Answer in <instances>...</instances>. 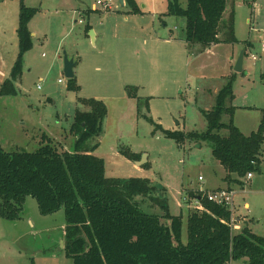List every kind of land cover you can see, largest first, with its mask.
I'll return each instance as SVG.
<instances>
[{
	"label": "rangeland",
	"instance_id": "rangeland-1",
	"mask_svg": "<svg viewBox=\"0 0 264 264\" xmlns=\"http://www.w3.org/2000/svg\"><path fill=\"white\" fill-rule=\"evenodd\" d=\"M20 1L0 0V86L9 77L18 53ZM100 1L104 0H22L37 8L28 22L32 46L23 55L22 73L15 82L17 94L0 97V146L8 152L34 151L45 135L60 150L71 151L75 109H86L77 98L103 100L107 114L102 132L89 138L85 146L90 149L97 144L91 153L103 159L106 177L148 179L155 187L152 195L161 193L169 213L182 216L181 240L185 243L187 215L194 210L187 192L226 187L225 170L212 156L208 141L185 139L177 144L164 131H205L203 111L215 105L216 94L230 78L234 98L227 99L226 106H234L233 123L244 134L257 129L264 108V54L260 50L264 0L228 4L233 9L235 41L221 42L198 57L193 51L190 55L189 47L182 43L162 47L152 41L168 36L169 30L174 37L183 32V18L162 15L166 0H135L144 15L128 17V21L122 20L118 0L111 1V20L105 18ZM180 2L185 6L186 0ZM86 25L104 33V41L98 38L95 42L91 29L85 31ZM244 48L242 71L236 72L234 65ZM64 50L77 62L73 68L77 92L67 89ZM175 50L172 61L167 56ZM127 87H136L132 103L125 99ZM229 117L224 113L222 121L228 122ZM123 148L140 155L143 165L123 156ZM251 175V180L244 178L242 188L231 185L235 192L232 214L244 219L234 218L239 225L247 221L252 232L264 235V145L259 170ZM135 200L145 212L163 213L146 197ZM245 202L248 208L243 206ZM21 215L16 221L0 218V264H72L59 244L65 224L62 209L42 215L36 200L28 196ZM231 264L247 263L236 260Z\"/></svg>",
	"mask_w": 264,
	"mask_h": 264
},
{
	"label": "trees",
	"instance_id": "trees-1",
	"mask_svg": "<svg viewBox=\"0 0 264 264\" xmlns=\"http://www.w3.org/2000/svg\"><path fill=\"white\" fill-rule=\"evenodd\" d=\"M126 13H141L135 0H124ZM226 0H166L165 16L184 19L182 39L190 50L204 49L220 41H235L233 12L223 19ZM37 8L20 1L18 53L9 77L0 86V97L17 94L15 82L23 67V55L32 46L28 22ZM164 22V19H162ZM85 27V31L89 30ZM249 47V43L246 44ZM245 54V48L244 53ZM232 78L216 94L215 105L203 111L206 130L180 132L165 130L177 144L185 139L204 140L211 154L225 170L228 186L242 187L248 173L259 170L264 145V108L257 129L244 134L233 123ZM67 89L77 92L75 76L67 80ZM126 95L136 98V87H127ZM85 110L75 109L70 133L75 136L73 150L64 151L43 135L34 151L3 150L0 146V218L16 221L22 218L26 197L36 200L42 215L63 210L64 255L72 264H230L245 260L247 264H264V236L247 226L240 231L229 227L231 211L208 201L201 191H188L198 197L202 210L187 215L186 242L181 240L182 216L168 211L165 199L152 195L155 187L139 177H106L104 161L91 153L85 142L102 132L107 114L106 104L93 97L77 98ZM229 114L228 122L222 121ZM126 158L136 162L140 155L128 148L120 149ZM145 165V164H144ZM135 197H146L163 211L161 215L143 211ZM32 264V263H31Z\"/></svg>",
	"mask_w": 264,
	"mask_h": 264
},
{
	"label": "crops",
	"instance_id": "crops-1",
	"mask_svg": "<svg viewBox=\"0 0 264 264\" xmlns=\"http://www.w3.org/2000/svg\"><path fill=\"white\" fill-rule=\"evenodd\" d=\"M232 2H233V0H231V4L228 2V0H226V8H225V11H224V14H223V19L224 20H227V18H228V16H229V13L230 12H233V9H228V4L229 5H232ZM123 6H122V8H123V10L124 9H126L127 10V7L125 6V2H124V0H123ZM94 7V6H93ZM110 9H111V7H110ZM108 10V11H106V15H104L105 16V18L106 19H113V16H111L112 15V13H110L112 10ZM94 10H96V8L94 9ZM121 11L120 13H122V20L123 21H128V17H138V16H141V17H143V13H140V14H130V13H126V11ZM230 10V11H229ZM92 11V10H91ZM102 12H105V11H102ZM227 12V13H226ZM226 13V14H225ZM160 19V18H159ZM248 21V20H247ZM86 26H89V25H86ZM162 27H165L166 26V22H165V20H164V22H162V25H161ZM90 28H89V30H90V33H91V35H92V38H93V40L96 42V40L98 39V38H100V41H104V33H96L95 32V30H94V28L93 27H91V26H89ZM111 30L112 29H110V32H111ZM169 35L168 36H159V37H157V38H155V40H152V41H156L158 44H161L162 45V47H166V46H173V45H176L175 43H177V44H179V43H182V45L184 46V45H186V43L184 42V40L182 39V34L180 35V37H174L171 33V31L169 30ZM109 33V31H107V36L108 35H110V34H108ZM218 37H219V39H220V41L219 42H217V43H213V44H211L210 46H208V47H206V48H204V49H201L199 46H197V47H195L193 50H189L190 51V55H192L193 54V52H194V54H195V56L196 57H198L199 55H201L202 53H210L211 51H213V49H215L216 47H219V45H220V43L221 42H224V43H226L225 41H222V38H221V34H219L218 35ZM187 46V45H186ZM177 50H175V51H173V52H169L168 53V59H170V60H172V61H175V53L174 52H176ZM193 51V52H192ZM197 59V58H196ZM74 60H75V57H74ZM75 62H76V60H75ZM77 63V62H76ZM76 63H75V65H76ZM125 99L128 101V102H133L134 101V99H132V98H129V97H127L126 95H125ZM101 100V99H100ZM103 101V100H102ZM104 102V101H103ZM241 131V130H240ZM143 165V164H142ZM138 166V165H137ZM141 166V165H140ZM225 176V175H224ZM224 176H223V178H224ZM222 178V179H223ZM252 178V177H251ZM251 178H249V179H247L246 178V180H251ZM224 180V179H223ZM203 181V180H202ZM202 181H200V182H202ZM225 182V181H224ZM244 182V181H243ZM227 184V183H226ZM243 186H244V184H243ZM242 186V187H243ZM241 187V188H242ZM222 188H228V189H231V190H233V188H232V186L231 187H229V186H227L226 185V187H216V188H214V189H211V191H213V190H216V189H222ZM192 190V189H191ZM207 190V189H206ZM190 191V190H189ZM192 191H197V190H192ZM207 191H209V190H207ZM234 191V190H233ZM234 195H235V192H234ZM183 200H186L185 199V195L183 196ZM191 203H192V200L190 201ZM190 203V204H191ZM184 205L185 206H187V208L190 206L189 204H188V202H184ZM243 206L245 207V208H248V203L247 202H245L244 204H243ZM232 217H233V214H232ZM233 218H235V219H243L242 217H233ZM244 220V219H243ZM236 224H237V229H236V231L238 232V231H240L244 226H247L248 227V222L247 221H244V223H243V225H239L238 223H237V221H236ZM249 228V227H248ZM250 229V228H249ZM251 230V229H250ZM254 233V232H253ZM256 234V233H255ZM258 235V234H257ZM262 236H264V235H262ZM243 261V263H246V261L245 260H242ZM231 264V263H230Z\"/></svg>",
	"mask_w": 264,
	"mask_h": 264
},
{
	"label": "built area",
	"instance_id": "built-area-1",
	"mask_svg": "<svg viewBox=\"0 0 264 264\" xmlns=\"http://www.w3.org/2000/svg\"><path fill=\"white\" fill-rule=\"evenodd\" d=\"M111 1L112 0H104V1H100V9L101 11H108L111 7ZM260 50H261V54H264V41H262L260 43ZM253 60H257V56L256 55H251L250 56ZM59 82H61V80H59ZM252 175L251 173H248L246 175V178L249 179L251 178ZM198 180L202 181V177L198 176ZM200 191V190H197ZM196 191V192H197ZM195 192V195L197 194ZM203 192V191H201ZM205 197L207 198L208 201L214 202L218 205H223L225 207H227L230 211H231V218L229 221V227L232 231H234L235 229H237V224L234 220V218L232 217V207H233V198H234V191L228 188H222V189H216L213 191H209V192H203ZM192 196L191 200L193 201V208L197 209V210H202L203 207L201 206L198 197L196 196Z\"/></svg>",
	"mask_w": 264,
	"mask_h": 264
},
{
	"label": "water",
	"instance_id": "water-1",
	"mask_svg": "<svg viewBox=\"0 0 264 264\" xmlns=\"http://www.w3.org/2000/svg\"><path fill=\"white\" fill-rule=\"evenodd\" d=\"M118 2H119L121 7L124 5L123 4V0H118ZM243 53H244V51L240 52V55H239L238 59L236 60L235 65H234V70L236 72H241L242 71ZM62 58H63V73H64V76L67 79H70V78H72L74 76V71H73V68L75 66L74 57L73 56H68V54L64 50L63 54H62ZM141 159L142 158H140V160L135 162L138 166L142 165L145 162V160L142 161ZM59 244H60V249H64V242H63L62 238L59 239Z\"/></svg>",
	"mask_w": 264,
	"mask_h": 264
},
{
	"label": "flooded vegetation",
	"instance_id": "flooded-vegetation-1",
	"mask_svg": "<svg viewBox=\"0 0 264 264\" xmlns=\"http://www.w3.org/2000/svg\"><path fill=\"white\" fill-rule=\"evenodd\" d=\"M63 242H64V240H63Z\"/></svg>",
	"mask_w": 264,
	"mask_h": 264
}]
</instances>
